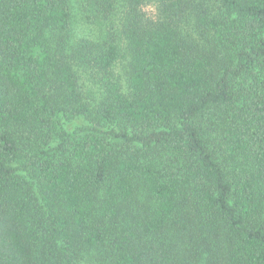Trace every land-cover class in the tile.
<instances>
[{
	"label": "trees",
	"instance_id": "obj_1",
	"mask_svg": "<svg viewBox=\"0 0 264 264\" xmlns=\"http://www.w3.org/2000/svg\"><path fill=\"white\" fill-rule=\"evenodd\" d=\"M0 264H264V0H0Z\"/></svg>",
	"mask_w": 264,
	"mask_h": 264
}]
</instances>
